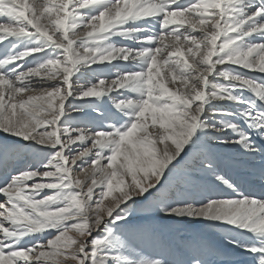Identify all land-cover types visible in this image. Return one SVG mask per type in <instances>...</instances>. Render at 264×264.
<instances>
[{
	"label": "snow or ice",
	"instance_id": "1",
	"mask_svg": "<svg viewBox=\"0 0 264 264\" xmlns=\"http://www.w3.org/2000/svg\"><path fill=\"white\" fill-rule=\"evenodd\" d=\"M0 264H264V0H0Z\"/></svg>",
	"mask_w": 264,
	"mask_h": 264
},
{
	"label": "rangeland",
	"instance_id": "2",
	"mask_svg": "<svg viewBox=\"0 0 264 264\" xmlns=\"http://www.w3.org/2000/svg\"><path fill=\"white\" fill-rule=\"evenodd\" d=\"M202 230V229H201Z\"/></svg>",
	"mask_w": 264,
	"mask_h": 264
}]
</instances>
